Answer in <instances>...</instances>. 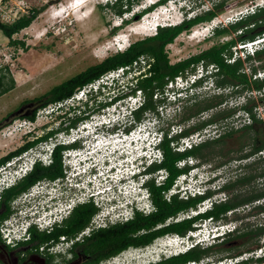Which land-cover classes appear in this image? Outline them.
<instances>
[{
	"label": "trees",
	"instance_id": "trees-1",
	"mask_svg": "<svg viewBox=\"0 0 264 264\" xmlns=\"http://www.w3.org/2000/svg\"><path fill=\"white\" fill-rule=\"evenodd\" d=\"M140 0H111L106 3V8H112L116 16L121 18L120 25L115 28H121L129 24L134 17H141L148 10L153 8H143L139 13L133 11L134 4ZM168 0H160L159 3ZM193 7V8H192ZM190 7L194 10L195 5ZM224 7V1L213 3L212 7L202 9L200 12L194 11L190 16H186L182 21L175 24H166L158 26L154 34L147 35L132 41L126 48L109 54L101 61L87 66L60 83L53 85L43 94L33 99H26L22 105L34 103L31 110H26L19 117L29 120H36L38 112L49 106L54 108L52 114L60 119L61 123H67V126H59L58 132L64 128L69 130L75 122L81 119L90 118L94 113L100 111L102 107L111 104L117 99H122L128 95H136L139 91L142 94L141 103L133 108L131 112L132 120L141 122L148 115L160 117L161 107L170 104L168 102L166 92L171 89L179 78L188 79L195 72H203L202 77H192L193 81L190 87L172 90L173 94H179L174 103L184 102L182 92L189 89L197 88L208 83L211 79L215 86L220 89H229L239 95L244 93V101L233 103L227 110L213 113L209 117L200 118L199 121L190 122L194 116H202L205 110L213 108L220 103H207L200 107L194 115L188 118H182L177 123L174 121L168 124V127L160 129V141L158 147L161 149L162 157L155 160L147 169L152 173V177L146 182L151 198L154 202V209L150 212L136 209L132 217L124 219L118 224H113L96 232L90 239V254H97V258L91 264H102L119 254L134 248H143L153 244L157 239L167 235H179L182 237H192L190 231L198 229L203 221L211 220L214 224L225 222L227 229H223L220 234L214 233L212 242L206 240H197L195 237L193 244L184 250L163 254L160 259L150 261L146 264H188L191 262L199 263L207 258H213L214 263L223 264H248L253 261L264 260V254H257V248L262 246L259 242L254 244L253 248L248 251L253 252L250 255L244 254L245 251L232 253L231 249H226L223 253L219 246L230 245L234 240L239 238H250L262 236L264 231V222L250 223L245 221V217H236L233 219L231 213L241 208L250 207L255 212L264 214V188L252 189L249 193L243 192L244 189L237 190V185L244 186L245 183L251 182L255 178V174L242 176L234 181L230 179L223 180L222 184L214 182V190L206 187L201 191L192 193L186 192L181 194L177 192L179 184L177 180L182 176L189 174L191 170L205 162L207 155L204 151L214 145L216 147L221 142L226 141L233 135L242 133L244 138L247 133H251L258 123L264 122V116H261L259 108L264 105V96L255 95L254 91L264 88V77L254 79L246 70L247 63L253 59H264V49H257L255 55L246 53L242 55L238 49L241 42L255 40L257 36L264 33V7H261L256 13L244 16L236 21L228 23H220L214 27L213 34L222 36L229 32H237V35L230 39L223 40L221 43L213 44L202 51L195 53L187 58L172 62L168 46L173 43L176 38L185 31H191L193 28L204 22L213 21L219 14V10ZM45 9V5L41 7H33L28 13L20 15L13 21H4L0 17V30L9 38V44L24 49L28 48L25 40L15 38V34L31 25L40 12ZM132 13V17L125 15ZM136 14H138L136 16ZM237 51V52H236ZM264 68V63L260 65ZM258 65H252L254 72L258 70ZM123 70L124 75L130 76L122 87L116 79L112 80V84H100L97 89H93V84L99 81L105 75L117 70ZM90 86L87 93L88 99H81L77 104L69 107H63L69 99L75 98V95L81 90ZM15 86L14 77L7 76L3 67L0 66V96L12 90ZM116 93L112 101L101 98L104 89ZM129 90V91H127ZM123 91V92H122ZM127 91V92H124ZM115 95V94H114ZM189 99V98H187ZM261 100L263 103H259ZM89 104L96 105V108H87ZM84 107L83 113L77 115V110ZM58 108V109H55ZM97 109V110H96ZM11 112H9L10 114ZM76 114V115H75ZM75 115V116H74ZM244 116L245 121L241 125L235 127L228 124L225 119ZM150 117V116H148ZM74 123H70L69 121ZM222 122L227 127L222 128ZM178 126L173 129L172 126ZM224 126V125H223ZM214 131V134H210ZM209 133V134H208ZM259 133V132H258ZM195 134H199L202 138L194 141L191 145H184V139L190 138ZM191 139V138H190ZM253 142L249 143L250 147L243 156L258 154L264 150V139L259 136L253 138ZM65 144V145H64ZM67 143L57 144L54 147V159L46 165L35 164L34 168L18 183L9 187L3 192L0 200V223L13 212L12 203L20 194L30 190L34 185L40 183L41 180L48 177L52 180L61 179L64 175V152ZM244 149V147H243ZM247 149V148H246ZM22 148L12 152L6 158H10L14 154H18ZM164 171L166 174L162 177L160 174ZM161 176V177H159ZM264 176V172L262 174ZM215 177V175H214ZM240 186V187H241ZM237 190V191H236ZM224 193L218 196L217 194ZM212 199V204L206 209H201L202 204L206 200ZM91 199L87 203L78 206L73 212V219H80L81 226H86L92 218V215L98 211V207ZM251 208V209H252ZM192 210L197 212L191 213ZM254 212V213H253ZM182 213H190L182 219H176ZM36 234H34V238Z\"/></svg>",
	"mask_w": 264,
	"mask_h": 264
},
{
	"label": "rangeland",
	"instance_id": "rangeland-1",
	"mask_svg": "<svg viewBox=\"0 0 264 264\" xmlns=\"http://www.w3.org/2000/svg\"><path fill=\"white\" fill-rule=\"evenodd\" d=\"M68 1L70 0L3 1L4 8L10 15V22L18 18L20 15L28 13V10L33 7H41L45 5V9L39 13L30 26L24 28L14 36L15 38L25 40L28 45L27 49L10 45L9 38L0 30V66L3 67L8 77L12 75L15 79V86L13 89L0 96V118L7 116L8 120L11 119L13 122L10 128L0 131V155L18 147L22 143V135L25 130L28 129V125L23 123V120L20 118H17L16 120H14V118L19 117L20 114L24 113L26 110H31L34 107V103L24 104L22 105L21 110L17 111L16 109L19 108V106L21 107V104L26 99H33L36 96L43 94L53 85L60 83L64 79L81 70H84L87 66L101 61L109 54L126 48L132 41L154 34L155 28L153 24V27L151 26V29L146 32H134L132 35L128 36L129 28L138 26V24L140 25L148 15L150 16L152 14V17L157 11L164 10L167 12V15H164V19L162 18L158 21L162 23V25L172 23L175 24L182 21L186 16L193 14L194 11L200 12L202 9L204 10L212 7L213 3L215 4L224 1V7L219 10L218 16L213 21L200 23L196 25L193 30L183 32L168 46L171 60L172 62H176L198 53L213 44L221 43L223 40L236 36L237 32L234 31L216 37L215 34H213L214 26L220 23L224 24L231 22L232 20L230 19L232 17H236L241 8L251 4V2H254L255 0H168L166 2H162L164 4L169 2L168 4L162 6L161 8L159 7L156 10H154V8L158 5H151L154 7L147 12L152 10L154 11L147 15L144 14L145 17L144 15L139 17L137 16L138 14H136L137 17L131 18L132 13H127L125 16L131 18L132 21L118 29L115 27L120 25L121 18L116 16L112 8H106L108 0H87L85 6L83 7V11L81 12V14H86V16L82 19H78L76 14H71L67 17L58 15L61 5L63 3H67ZM152 1L155 0H140L134 4L133 11L139 13V11L143 8H150ZM80 5L81 3L78 6ZM194 5V10H190V7ZM2 19L7 21L5 18ZM209 24L213 26L212 29H209ZM119 37L121 39H125L124 42H117ZM239 52L242 53L240 50ZM252 65H256L255 60H251V62L249 61L247 63L248 71L252 70ZM260 69L263 71V68ZM260 69L258 68L256 72L261 71ZM129 77L130 76H128V74L124 75L123 70L120 69L115 72L108 73L99 81H96L92 87L95 90L103 83L111 85L113 83V79H116L119 83L117 88L119 86L122 87V84L127 82ZM191 82L192 80L187 82L185 79L182 80L179 78L173 85H170L171 89L169 92H166V96L168 102H171L167 105V107H161V114L157 119L155 116L153 117L152 115H148L150 117L147 116V118L141 123L134 120L129 123H125V120L130 116V111L133 110V106L137 107L139 100L143 97L138 91L135 95V97H138L137 103L135 104L133 102L136 100L133 99L134 96L131 98L129 97L134 95L131 94L124 99H117L111 104L102 107L100 111L93 112L94 114L88 118V120L84 121V125L86 124L85 130L90 132L95 129V124L96 122H99L98 120H100V123L104 122V124L108 122L106 120H115L113 123H115L116 127L120 124V126H122H119L120 128H124L123 126H128L129 124L131 125V128L135 127L137 124V128L149 125L153 134L151 137V147H153L155 142L159 140L158 135L160 129L168 127V124L172 121L177 123L182 118H188L189 116L194 115L203 105L210 102H214L216 104L221 101V103L217 106L205 110L202 116L197 115L192 117V120L190 121L192 124L199 121L200 118H207L213 113L227 110L233 103L238 101L243 102L245 100L243 95L244 93L239 95L235 92H230L229 89L225 90L217 88L213 81L209 80L207 81L208 83H205L201 87L193 89L190 88L189 91L182 92L181 96L184 97V102H181V104L180 102L174 103L175 99L179 97V94L174 95L172 90H185L184 88L188 86L190 87ZM90 86L91 85L86 87V89H81L75 95V98L69 99L63 107H69L73 104H77V102L81 99L85 100ZM103 91L104 94L101 95V98H105L104 100L112 101L116 96V93L109 91L107 88ZM258 102L263 103L261 100H258ZM89 107L93 109L94 107L96 108V105L89 104L87 108ZM53 109L54 108L49 106L48 108L42 109L38 112L37 121L34 124H31V126L36 127V133H43L47 130L44 129V127L46 125H50L51 123H53V126H67V123H61L60 119L56 118L52 114V112H54ZM84 109V107L80 108V110H77L76 114L81 115ZM9 112L11 113L9 114ZM103 118L105 121L102 120ZM228 120L231 121V125L235 124V127H237L245 121V117H237L235 115V118L230 117L225 119L227 124ZM111 127H113V125ZM177 127L174 125L172 126L173 129H177ZM225 127L227 126L222 122V128ZM96 131L97 130H93V132ZM117 131H119L118 128L114 130L115 133ZM93 132H91L90 135L93 134ZM100 132V136L105 134L104 130H101ZM210 134H214V131ZM106 135L108 136L109 134ZM256 136H259L262 140L264 139V122L258 123L257 127L251 131V133H247L244 138L242 137V133H239L231 136L226 141L221 142L216 147H214V145L208 147L204 151V154L207 155V158L204 160L205 162L200 163V167L194 168L187 176L182 175L177 180V183L182 185L187 180L193 181V179L196 180L198 178L202 184H205V187H210L214 190V182L217 183L216 186L218 187V184H222L223 180L230 179L231 181H234L242 176L255 174V178L251 182L245 183L244 186L237 185V190L241 191L240 189L242 188L244 189L243 192L249 193L252 189L259 187L258 190H260V188H264V176H262L264 172V150L260 151L258 154L243 156L250 147L249 143L253 142V138ZM68 138L71 141L76 140L75 135H71L66 138L64 136L62 140L67 141ZM102 138L104 139L105 137L102 136ZM190 138L192 139V137ZM97 140H100V138H97ZM196 140H200V137L195 136L194 141ZM132 141L135 144L125 145L127 143L126 142L123 148H121L123 149V155L128 154L129 151L132 152L133 149H138L140 147H146V149H148L150 146L147 135L144 140H137V137L135 136ZM99 142L96 143L97 146L94 148V152L92 153L95 160H98L102 155L106 156V153L114 147L113 145L108 144L102 148V144H99ZM117 145L119 148L117 147L116 151L120 150V146L123 144H120V146L119 144ZM184 145L187 144L185 143ZM44 148H48V146L43 145L42 150ZM111 151H113V149ZM113 153L115 152L110 153V155L113 156V160H116ZM147 153L150 154L151 152ZM74 155L75 157H73ZM79 155L80 154H77L75 149H70L69 152H66L64 154L66 167L70 165L71 167L79 166L80 163L77 165L75 163V159L77 156L79 157ZM111 166H114V163L111 164ZM115 166L118 167L119 163L115 162ZM110 176L111 177L107 179L100 178L98 180L100 183L97 181L95 184V188H98L99 190L100 188H109V191L104 189L105 194H107V196L110 195L107 197L108 199L119 200L126 198L128 200L138 196L137 191L140 190L137 188L134 190L127 186L126 189H119L121 188V186H118V180L120 177L119 174L111 171ZM91 179H93V176ZM59 182L60 179L57 183ZM43 184L44 183H40L37 188L42 189ZM76 185L80 184L76 183ZM71 188H74V186ZM217 195L221 196L224 195V193H219ZM263 201L264 199L262 202ZM100 203L102 204V202ZM35 208L36 207L23 209H26L27 212H29ZM117 208H119V206H117ZM251 208L252 205H250V207L241 208L240 210L231 213V217L235 219L236 217L248 215V218L245 217V221H249L250 223L264 222V214L253 212L255 215H251L254 210V208ZM113 211L114 210L112 209L111 212ZM22 213L24 214L26 212L23 211ZM224 223L225 222L222 221L216 225L211 220L203 221L199 225L198 229L191 233V236L198 238V240L212 242L214 233L218 235L224 228H228ZM191 238L188 236L182 237L167 235L157 239L153 244L147 247L129 249L118 256L103 262L102 264H146L150 261L160 259L164 252L171 254L186 249L189 247L187 243L192 240ZM256 242H259V244L262 245L257 248L259 250L258 253L264 254V234L262 236H255L252 239L239 238L234 240L231 246L228 244L225 246H219V248L222 250L224 248H232V253L245 251L244 254L250 255L253 252L248 250H250V248L252 249ZM260 248H263V250ZM226 249L222 252L226 253ZM191 264H214V255L213 258H207L202 262Z\"/></svg>",
	"mask_w": 264,
	"mask_h": 264
},
{
	"label": "flooded vegetation",
	"instance_id": "flooded-vegetation-1",
	"mask_svg": "<svg viewBox=\"0 0 264 264\" xmlns=\"http://www.w3.org/2000/svg\"><path fill=\"white\" fill-rule=\"evenodd\" d=\"M17 118L23 120V123L28 125V129H26L22 135V143L18 147L0 155V174L19 167L24 161L37 159V157L43 153V150L48 149L50 145L62 144L64 142L62 138L71 135H75L77 140L69 145L66 144L68 147L64 150L75 149L77 154H80L79 157L77 156L75 159L76 165L78 163H80L79 166L86 164L94 165L96 163L92 153L97 146L96 140L98 136L99 138H102V136L106 137V134H109L108 137L114 136L116 135L114 130L119 128V126L116 127L115 124L113 127H107L105 124L96 122L98 126L94 130L97 131H91L93 134L90 135V132L85 130L86 124L84 125V121L87 119H81L76 121L75 125H72L69 130L64 128L58 132L57 129L59 125L53 126V123H51L44 127V129H47L46 131L43 133H36V127L31 126V124H34L37 119L29 120L16 117L14 120ZM69 122L74 123L72 120ZM12 123V120H8L7 116L1 117L0 131L10 128ZM124 129L126 132H129L131 125L125 126ZM101 130L105 131V134L102 136H100L101 133H99ZM43 145L48 146V148L42 150ZM117 147L118 145L111 148L113 151L109 149L110 151L107 152H115L113 153L115 159H118L123 152V149L116 151ZM20 148L23 149L21 152L12 155L10 158L4 159ZM54 154L55 152H53V159ZM111 157L114 159L113 156ZM12 159H14V164L9 165L8 162ZM36 164L46 165V162L38 160ZM64 172L65 175L60 179L59 183H57V179L52 180L46 177L40 181V183H44L42 189H36L34 191L28 190L15 198L12 203V208L14 210L11 215L5 219L12 217L13 223L19 226L28 223L29 227L27 232L29 233V238L21 241L16 246H11L6 244L0 235V264H91V262L97 258V254H90L88 252L90 239L99 230L124 221V219L118 218H103L101 216V208L94 202L98 207V211L92 215L91 220L86 226H81L80 219H73V212L75 209L84 203L80 197V188L76 186V183L85 184L86 178L84 175H78V171L75 167H71V165L64 167ZM69 186H74V188ZM2 197L3 194L0 200ZM87 202L89 201L85 203ZM109 204L110 209H117L116 204L112 202ZM34 207L36 208L27 212L26 209ZM23 208L26 209L24 210ZM53 210L55 213L47 220L49 221L52 217L54 219L55 224L51 231L45 230L47 226L43 229H39L38 226H35V224L38 225L39 222H44V217L52 214ZM23 211L26 213L23 214ZM2 213L3 212L0 211V215ZM34 234H36L35 238ZM263 234L264 231L262 232V235ZM253 263L264 264V260L253 261L248 264Z\"/></svg>",
	"mask_w": 264,
	"mask_h": 264
},
{
	"label": "clouds",
	"instance_id": "clouds-1",
	"mask_svg": "<svg viewBox=\"0 0 264 264\" xmlns=\"http://www.w3.org/2000/svg\"><path fill=\"white\" fill-rule=\"evenodd\" d=\"M203 75H204L203 72H195L188 79H186V81L187 82H189L190 80L193 81L192 77H194V76L202 77ZM209 80H211V79H208V81ZM86 98L88 99V96H86ZM137 99H138V97H137ZM141 101H142V99L139 100V104L141 103ZM135 107L136 106H133V108H135ZM131 112H132V110L130 111V116L125 120V123H129L132 121ZM106 121H108L105 124L106 126H112L115 124V123H113V121H115V120H113V121L106 120ZM101 124H104V122H102ZM97 126H98V124H95V127H97ZM119 126H120V124H119ZM120 127H122V126H120ZM123 127H125V126H123ZM155 134H157V133H155ZM158 136H159V140L155 142L153 147L149 146V148L147 150L142 149L140 151H132L126 155H123V152H122L121 156H119L118 159H116V160L112 159L110 153H106V156L102 155L98 160H95L96 164H94V165L86 164L83 166H74L75 169L78 171L77 174L78 175H84L86 178L85 184L82 183L80 185H76L78 188H80V191H81L80 197H81L82 202H86V201L93 199L98 204V206L101 208V213H102L101 216L103 218H108V219L109 218L128 219V218L133 216L134 211L136 209L143 210L146 212H150L151 210H153L155 205H154L153 199L151 198V193H150L148 186L146 185V182L149 178L152 177V173L147 172L148 167L155 160H159L162 157L161 149L158 147V143L160 141V134ZM189 139L190 138L184 139L185 143H187V141ZM75 141H71L68 138V140L64 141L63 143L68 144V143H72ZM54 147H55V144H52V146H50L49 149H45L43 151V153H41L37 157L34 164H36L38 160H43L44 162H47L49 160V158L51 159L50 160V162H51L53 160ZM69 151H70V149L65 150L64 154L66 152H69ZM147 152H151V153L148 154ZM73 157H75V155ZM115 162L119 163L118 167L115 166ZM113 163H114V166H111V164H113ZM199 167H200V165L195 167V168H199ZM111 171L113 173L119 174V176H120L119 180H118V186H121V188H119L120 190L123 189V186L126 182L132 181L135 183V189L134 190H136V188L140 190V191H137L138 196L133 197L132 199H128V200L126 198H122L119 200H116V199L112 200V199L107 198L110 195L107 196V194H105L104 188L103 189L100 188V190L98 188H95L96 187L95 184L100 178L107 179V178L111 177L110 176ZM165 174L166 173L164 171L161 172L162 177ZM187 175L188 174H186L184 176H187ZM92 176H93V179H91ZM197 179L196 180L193 179V181L187 180L182 185L179 184V188L177 189V192H180L181 194H184L186 192L195 193V192L201 191L204 188H206L205 184H202L200 182V180L199 179L197 180ZM98 183H99V181H98ZM79 186H81V187H79ZM82 197L85 199H82ZM100 202H102V204ZM110 202L116 204V207L119 206V208H117L113 212H111L112 209H110V204H109ZM54 213H55V211L53 210L52 214H49V215L44 217V222L46 223L47 227L49 225L47 220ZM33 224H35V223H33ZM176 236H179V235H176ZM196 239L198 240V238H196ZM193 242H194V240L192 239L190 242L187 243V245L190 246L193 244ZM163 254H167V253L164 252ZM188 264H191V263H188ZM214 264H223V261H221L220 263H214Z\"/></svg>",
	"mask_w": 264,
	"mask_h": 264
},
{
	"label": "built area",
	"instance_id": "built-area-1",
	"mask_svg": "<svg viewBox=\"0 0 264 264\" xmlns=\"http://www.w3.org/2000/svg\"><path fill=\"white\" fill-rule=\"evenodd\" d=\"M3 1L4 0H0V17L1 18H5V20L10 21V15L7 12V10L4 8L3 5ZM261 7H264V0H255L254 2L252 1L251 4L244 6L243 8H241L236 17H232L230 20L232 21H236L244 16H247L249 14H253L256 13ZM240 46V47H239ZM244 51H242V55H245L246 53H250L252 55H255L256 50L257 49H264V33L262 35H259L256 37L255 40L252 41H247V42H241L238 45V49H242ZM237 52V51H236ZM255 60L256 65L259 66V69L261 68L260 65L262 64V60H257V59H253ZM248 71V68L246 69ZM261 70V69H260ZM254 79L257 78H263L264 77V68L263 71H259V72H254V70L252 69L251 71H248ZM254 94L257 95L259 94L260 96H264V88L262 90L259 91H254ZM259 111L261 112V116L263 117L264 114V105H262L259 108ZM199 134H195V136L200 137V139L202 138L201 136H198ZM195 136H192V139L195 140ZM192 139H189L187 141V145L189 144V146L192 143ZM52 146V145H50ZM36 158L33 160H27L24 161L22 165H20L19 167L11 170V171H7V172H3L0 174V197L3 194V192L8 189L9 187L15 185L16 183H18V181H20L22 178H24L35 166L34 162H35ZM50 158L49 160L46 162V164L50 162ZM9 165L14 164V159L10 160L8 162ZM65 167H66V162L64 163ZM95 177V176H94ZM59 179H57L56 181H58ZM40 183H37L36 185H34L29 191H34L36 190V188L39 186ZM39 189V188H37ZM82 199H85L82 197ZM84 201V200H83ZM212 199H208L200 208L201 209H206L207 207H209L212 204ZM197 212L196 210H192L191 213H195ZM55 216V215H54ZM185 216H190V213H182L180 214L176 219H182ZM49 225L47 227V231H51L53 226H54V219L53 217L49 219L48 221ZM35 226H38L39 229H43L44 227H46V223L44 222H39L38 225L35 224ZM28 227L29 224H25L23 226H19L13 223V218L10 217L8 219H5L1 224H0V235L3 239V241L11 246H16L18 245L21 241L23 240H27L29 238V233L28 231ZM193 231H190V234ZM261 250H263V248H260ZM259 250H257V254ZM194 263V262H191ZM253 264H262V263H253Z\"/></svg>",
	"mask_w": 264,
	"mask_h": 264
},
{
	"label": "bare ground",
	"instance_id": "bare-ground-1",
	"mask_svg": "<svg viewBox=\"0 0 264 264\" xmlns=\"http://www.w3.org/2000/svg\"><path fill=\"white\" fill-rule=\"evenodd\" d=\"M86 2H87V0H78V1H74V0H70V1H68L67 3H63L62 5H61V7L59 8L60 9V11L58 12V15L59 16H63V17H67V16H69V15H71V14H76L77 15V18L78 19H82V18H84L85 16H86V14H81V12L83 11V7L85 6V4H86ZM81 3V5L80 6H78L79 4ZM161 8V7H160ZM160 10V9H159ZM152 15V14H151ZM151 15L149 16H147L143 21H142V23L139 25L138 24V26H134V27H130L129 28V34L128 33H124V34H128V36L129 35H132L134 32H137V33H139V32H146V31H148V30H150L151 29V26L157 21V20H161L162 18L164 19V15H167V12L166 11H157L156 13H155V15L153 14V16L151 17ZM58 17V16H57ZM144 17H145V15H144ZM167 17V16H166ZM215 24V23H214ZM210 25V24H209ZM132 26V25H131ZM153 27V26H152ZM206 27V26H205ZM212 25H210V28L209 29H212ZM215 27V26H214ZM122 34V33H121ZM125 36H127V35H125ZM123 37V36H122ZM121 42L122 41V39L119 37V40L117 41V42ZM109 47H110V45H109ZM100 130V129H99ZM90 133H91V131H90ZM101 133V132H100ZM88 134V133H87ZM116 135H114V136H111V137H109L110 138V140L109 141H107V142H105V139H103V140H101L100 142H99V144H102V148L105 146V145H108V144H110V145H115V144H119V146H120V144H123L122 146H120V149L121 148H123V146H124V144L125 145H130V144H135V143H133V139L135 138V132H133V133H131L129 136H127V137H124L123 139H118V138H116V140H112V139H114L115 137H117V136H119L120 134H121V132L120 131H117L116 133H115ZM92 135V134H91ZM96 137V136H95ZM97 138V137H96ZM99 138V137H98ZM130 141H132V143H130ZM130 147V146H129ZM119 148V147H118ZM263 255V254H262Z\"/></svg>",
	"mask_w": 264,
	"mask_h": 264
}]
</instances>
